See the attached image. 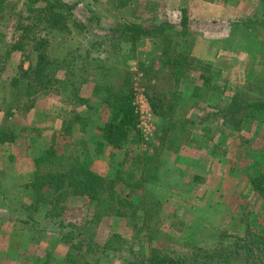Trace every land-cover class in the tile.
Listing matches in <instances>:
<instances>
[{
    "label": "rangeland",
    "instance_id": "1",
    "mask_svg": "<svg viewBox=\"0 0 264 264\" xmlns=\"http://www.w3.org/2000/svg\"><path fill=\"white\" fill-rule=\"evenodd\" d=\"M6 2L0 14V264H153L147 261L153 251L190 264H264L255 253L217 256L246 236L264 242V191L252 185L264 174V113L237 124L222 119L229 107L264 102V0ZM57 2L66 8H49ZM130 25L164 30L133 45L119 31ZM20 46L25 51L14 49ZM41 53L60 62L61 71L48 88L33 92L26 77ZM164 53L196 62L165 101L163 115H155L150 86L154 95H168L157 80ZM124 78L137 130L115 150L98 131L109 118L101 89H117ZM63 80L74 89L72 100L60 90ZM170 125L180 136L172 148ZM49 147L64 170L73 158L89 156L94 172L115 183L93 200L73 188L26 187L36 158ZM120 201L128 206L122 215ZM61 227L84 247L66 243ZM88 243L99 251L86 252ZM207 253L214 257H198Z\"/></svg>",
    "mask_w": 264,
    "mask_h": 264
},
{
    "label": "trees",
    "instance_id": "2",
    "mask_svg": "<svg viewBox=\"0 0 264 264\" xmlns=\"http://www.w3.org/2000/svg\"><path fill=\"white\" fill-rule=\"evenodd\" d=\"M38 1L50 2L51 0H33V2L35 3ZM207 1L211 2L214 0ZM47 5L49 4L47 3ZM10 6L13 9L11 4ZM55 6L61 9L66 8L65 4L59 2L53 5L51 4L49 8ZM5 7H7L6 0H0V14L4 11ZM54 16L57 15L54 14ZM35 20V27L39 26L40 23H43V21H45L44 16L37 17L35 18ZM181 25L183 26L184 31V28L186 27L185 15H183ZM23 30L25 34H28L31 32L32 28L25 27ZM163 30L164 29H162V27L147 30L140 25H130L121 27V30L119 31L120 37L123 41L134 45L140 39H152L153 37L155 38L157 35L163 32ZM22 39H26V37L24 36L22 37ZM165 39H169V37H165ZM43 44L44 42H40L39 48L43 49ZM14 49L25 51L24 46H20ZM195 62L196 60L194 58H190L189 56L184 57L181 54H177L176 56L170 57L168 54L166 55V53H164L163 63L161 64L163 66L161 71L158 73L157 80L162 81L161 85L165 84L167 86L168 95L165 92L159 91L158 95L155 94V96V87L150 86L151 94L149 97L151 99V107L155 115H163L165 101L171 98L172 93H176L180 85V81L184 77V72ZM59 64L60 62L50 61L46 57V55L41 53L38 56L37 65L32 68L29 73H27L26 78L30 83V87H28V89L35 92L39 89L48 88L50 84H52V82L56 81V75L61 71V66ZM129 85V78H124L123 84L117 89H115L112 84L101 89V92H104L105 94L104 97L100 99V102L108 108L109 118L102 126L98 128V131L100 133L101 141L105 145L110 146L115 150L122 149V147L131 139V135L137 130L138 116L133 104L134 98ZM60 86V90L62 93L67 94L69 99L70 96L74 98V96L72 95L74 91L68 93L69 88L70 90H72L73 88L70 87L66 80H63ZM197 90L198 88H195V91ZM26 93L29 94V92ZM257 113H264V102H255L229 107L228 109L223 111L222 119L224 123L230 122L237 124L239 120L252 117ZM62 126L65 128L66 122L63 121ZM172 127L171 125L168 127L169 134L173 130ZM179 139L180 136L177 137L176 133H171L167 138L169 144L168 148L174 147ZM71 162L72 164H70L69 170H64V168L62 167L61 159L56 154L54 149L50 147L47 148L44 154L36 158L35 172L33 174L34 181L31 184L29 183L26 187L38 190L47 186L51 189H54L55 192L61 190L63 187L73 188V192L75 195H85L91 200L92 198L96 197L100 198V189L103 190V186H105L108 182H110L111 185L115 183V180L108 181L106 178H103L102 176L94 172L91 167L93 162L89 156H86L84 158H73ZM139 163H142L141 159H139ZM149 168L150 161L147 160L145 163V173L149 172ZM252 185L256 190L264 191V174L253 179ZM135 187H138L137 184L131 186V188ZM118 204L121 207L117 206V214H119L118 212L124 207H128L127 205H123L122 201H120ZM119 215H122V212ZM48 216L49 215H45L44 219H49ZM49 222L51 223V225L55 223L52 220L50 221V219ZM60 236L63 237L65 242L69 243L73 248L77 247L78 249H80L84 247L83 242L80 243L75 241L76 237H71L69 234H64V228L62 227ZM237 241L238 242L235 243V246L230 245L232 250H229L225 254L217 255L218 261H225V259L227 258L237 257L242 253H255L259 257H264V242L262 240H258L256 239V237L246 236L243 239H238ZM85 250L88 253H97L99 251V248L92 243H88L85 246ZM207 254V256H204L206 254H200L198 257H202L204 260H209L214 257L209 256L210 253ZM147 261L153 264H190L188 262V259L186 258L173 259L167 255H160L156 251H153L151 255L149 254V258H147Z\"/></svg>",
    "mask_w": 264,
    "mask_h": 264
}]
</instances>
